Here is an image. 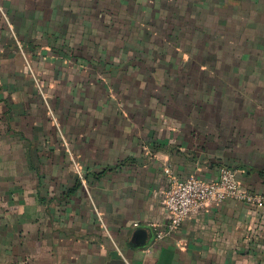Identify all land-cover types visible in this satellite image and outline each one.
Wrapping results in <instances>:
<instances>
[{
    "label": "crops",
    "instance_id": "0c3cea01",
    "mask_svg": "<svg viewBox=\"0 0 264 264\" xmlns=\"http://www.w3.org/2000/svg\"><path fill=\"white\" fill-rule=\"evenodd\" d=\"M130 1L0 0V264H264V205L155 241L174 179L264 195V0Z\"/></svg>",
    "mask_w": 264,
    "mask_h": 264
},
{
    "label": "built area",
    "instance_id": "2783aa9c",
    "mask_svg": "<svg viewBox=\"0 0 264 264\" xmlns=\"http://www.w3.org/2000/svg\"><path fill=\"white\" fill-rule=\"evenodd\" d=\"M228 199L253 206L264 205V195L245 189L236 172L228 167H222L219 178L211 182L198 177L172 180L164 198L168 222L165 229L156 232L155 241L171 238L190 216L208 205L221 204Z\"/></svg>",
    "mask_w": 264,
    "mask_h": 264
},
{
    "label": "rangeland",
    "instance_id": "374dc122",
    "mask_svg": "<svg viewBox=\"0 0 264 264\" xmlns=\"http://www.w3.org/2000/svg\"><path fill=\"white\" fill-rule=\"evenodd\" d=\"M115 1V0H114ZM124 2H126L127 0H123ZM117 2V1H116ZM125 3H120L119 6L121 5H124ZM127 6L125 9L121 8L120 11L123 13V12H127V11H130V14H133V13H137L138 15H140L141 13L143 14V20H144V26H146L148 23V20L149 22L151 23V20L153 19V17H151L152 13H153V8H159V9H162L164 5L162 4H157L155 2V0H131L130 3L128 5H125ZM123 6V7H125ZM132 7L131 10L129 9V7ZM111 11L113 12H118V10L116 8H113L111 9ZM125 14V13H124ZM130 14H126L128 16H130ZM147 23V24H146ZM171 25H173V28H178L180 30H185V24H184V21H178V20H174ZM198 25V29L199 28H204L203 27V24H201V22L198 21L197 23ZM189 27H191V25H189ZM194 25L192 24V29H194ZM147 33H151L150 36L152 37L153 36V32L151 31H147ZM149 39V38H148ZM148 41V45H151V42L150 40H147ZM129 58L130 56L133 57V58H139V55H137L135 57V53H132L130 52L128 54ZM107 57V56H106ZM132 59V58H130ZM129 59V60H130ZM73 60H75V58H73ZM95 63H98V61H96ZM88 65V64H87ZM98 66V65H97ZM95 71H98V74L97 75H100L102 77L103 80H105L104 78L106 77V73H107V70L106 68H100L99 70H95Z\"/></svg>",
    "mask_w": 264,
    "mask_h": 264
},
{
    "label": "water",
    "instance_id": "95a60500",
    "mask_svg": "<svg viewBox=\"0 0 264 264\" xmlns=\"http://www.w3.org/2000/svg\"><path fill=\"white\" fill-rule=\"evenodd\" d=\"M140 233H139V231H137V232H135L134 233V240L136 241V242H141V241H143V240H141V234L139 235ZM143 243V242H142Z\"/></svg>",
    "mask_w": 264,
    "mask_h": 264
}]
</instances>
